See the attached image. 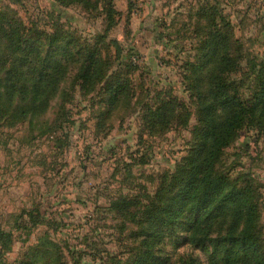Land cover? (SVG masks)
I'll list each match as a JSON object with an SVG mask.
<instances>
[{
  "label": "rangeland",
  "instance_id": "rangeland-1",
  "mask_svg": "<svg viewBox=\"0 0 264 264\" xmlns=\"http://www.w3.org/2000/svg\"><path fill=\"white\" fill-rule=\"evenodd\" d=\"M80 1L0 0L5 19L38 29L43 37L44 32L63 36L68 31L93 45L103 35L99 48L111 65L108 73L126 65L133 68L130 86L111 107L100 84L88 92L80 88L78 62L67 53L65 75L44 112L16 122L0 117V229L13 233L0 264H22L29 247L43 235L59 244L66 264H121L138 245L136 226L109 210L110 201L124 196L145 203L159 175L172 171L189 149L196 117L183 63L195 55L196 39L183 23L190 0H158L156 11L146 5L148 31L131 30L130 9L133 5L139 11V2L128 0L123 13L113 0L116 15L108 26L100 4ZM217 3L234 26L240 72L245 74L246 59H264V0ZM4 50L0 34V55ZM154 91L170 92L188 105L186 126L155 135L143 129L141 107ZM219 168L234 180L239 177V183L247 175L257 182L258 226L264 240V131L243 129L225 149ZM228 223L222 215L214 218L208 237L222 235ZM211 244L171 242L161 247L160 255L163 264H209Z\"/></svg>",
  "mask_w": 264,
  "mask_h": 264
},
{
  "label": "trees",
  "instance_id": "trees-1",
  "mask_svg": "<svg viewBox=\"0 0 264 264\" xmlns=\"http://www.w3.org/2000/svg\"><path fill=\"white\" fill-rule=\"evenodd\" d=\"M80 2L100 4L108 26L114 22L113 0ZM5 17L0 13V34L5 42L0 55V117L16 122L44 112L70 59L78 62L80 88L88 92L100 84L111 107L130 86L133 68L128 65L108 73L111 65L99 48L103 35L93 45L68 31L63 36L44 32L43 37L38 29L32 31ZM184 18L185 31H193L196 39L195 55L183 63V80L196 117L189 149L172 171L159 175L157 187L145 203L124 196L110 201L109 210L136 226V250L120 263L163 264V245H202L209 240V264H264L258 184L251 175L239 183V177L234 180L229 171L219 168L225 149L243 129L264 131V59H246L245 74L240 72L239 41L233 38L234 26L217 0L190 2ZM67 53L70 59L65 58ZM141 108L142 127L150 135L186 126L191 115L181 98L166 91H154ZM220 215L228 219L227 228L210 238L208 227ZM43 236L29 247L22 264H66L59 244ZM12 240L11 231L0 229V257L10 251Z\"/></svg>",
  "mask_w": 264,
  "mask_h": 264
},
{
  "label": "crops",
  "instance_id": "crops-1",
  "mask_svg": "<svg viewBox=\"0 0 264 264\" xmlns=\"http://www.w3.org/2000/svg\"><path fill=\"white\" fill-rule=\"evenodd\" d=\"M118 4L120 6V10L125 13V10L128 8V3H130L128 0H117ZM135 4H139L142 6V8L139 11H134L133 5L132 8L130 9L131 14H130V20H131V30L132 31H148L146 20H144V11L146 10V5L153 6V11H156L157 9L154 7L155 4H157L158 0H133ZM178 0H174V2H177ZM139 2V3H138ZM191 3H195L196 1H191ZM189 2V3H190ZM133 3V4H134ZM188 3V4H189ZM153 4V5H152ZM135 6V5H134ZM188 7V6H187ZM173 18V17H171ZM170 18V19H171ZM149 21V17H148ZM157 29V30H156ZM160 29L158 27H155V31H159Z\"/></svg>",
  "mask_w": 264,
  "mask_h": 264
}]
</instances>
